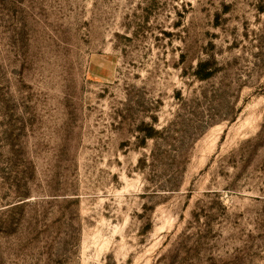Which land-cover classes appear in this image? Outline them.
Masks as SVG:
<instances>
[{
	"label": "rangeland",
	"instance_id": "374dc122",
	"mask_svg": "<svg viewBox=\"0 0 264 264\" xmlns=\"http://www.w3.org/2000/svg\"><path fill=\"white\" fill-rule=\"evenodd\" d=\"M0 264H264V0H0Z\"/></svg>",
	"mask_w": 264,
	"mask_h": 264
}]
</instances>
